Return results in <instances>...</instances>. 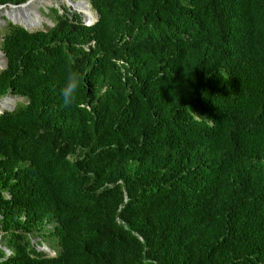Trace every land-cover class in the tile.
<instances>
[{"label": "trees", "instance_id": "trees-1", "mask_svg": "<svg viewBox=\"0 0 264 264\" xmlns=\"http://www.w3.org/2000/svg\"><path fill=\"white\" fill-rule=\"evenodd\" d=\"M89 2L1 32L0 264H264V0Z\"/></svg>", "mask_w": 264, "mask_h": 264}, {"label": "clouds", "instance_id": "clouds-1", "mask_svg": "<svg viewBox=\"0 0 264 264\" xmlns=\"http://www.w3.org/2000/svg\"><path fill=\"white\" fill-rule=\"evenodd\" d=\"M41 1L42 3H44L45 0H39ZM76 1V0H75ZM62 2L65 3V7L71 11V12H74V13H70L68 11H62L63 10V6H59L61 8V11L62 12H59L58 13V8L57 7H51V9L49 10L51 12V25L45 29L43 28H39L40 26H42L43 22H41L40 26L38 27H34V28H29L28 24L27 23H21V24H17V23H13L6 11L7 9L5 10V15L7 16V19L5 15H0L2 19H4L6 22H10L12 24H16V25H19L21 27H23L25 30L29 31V32H32V31H37V30H46L50 27H52L56 22L57 20L60 18V19H68V20H72V19H79L80 22L85 25V26H91L92 24H94V22L97 20V13L95 12V10L92 8L89 0H86V3H87V6L88 8L90 9V12L94 15V18L89 22V21H84L83 19V16L80 12L78 11H75L74 9H72V7H69L66 5L67 3V0H62ZM28 3H32L33 7H34V10L40 15V17L42 18L43 16L39 13V11L36 9V5H35V0H23L22 2L20 3H16V4H12V3H4V4H0V7H4V6H7V7H12V9L15 10V8L18 7V9H20L19 7L24 5V4H28ZM58 10V11H57ZM4 11V10H3ZM57 18V19H56ZM23 24H26L27 27H25ZM1 41V40H0ZM93 47L94 46V40H90L87 44H85L84 48L86 50H88V47ZM2 56H3V53L2 51L0 50ZM4 57V56H3ZM114 63L120 68L121 71H123V68H122V65L125 64V60L121 59V58H118V59H113ZM4 63H5V59H4ZM4 66V65H3ZM80 86V78H79V73L78 72H70L66 78V82H65V86L64 88L61 90V94H62V97H63V102L65 104L66 107H70L72 106L74 103H75V97H76V92L78 90ZM11 94H6L4 95L3 97L0 98V101L1 100H5L6 101V104H3V103H0V112L4 111V110H11L14 105L19 102L16 100L14 101L13 99H11V97L9 96ZM12 98H21L23 99V101H21L20 103H24L25 102V99L19 95H11ZM42 250V249H41ZM48 251V250H46Z\"/></svg>", "mask_w": 264, "mask_h": 264}, {"label": "rangeland", "instance_id": "rangeland-1", "mask_svg": "<svg viewBox=\"0 0 264 264\" xmlns=\"http://www.w3.org/2000/svg\"><path fill=\"white\" fill-rule=\"evenodd\" d=\"M59 1V2H58ZM77 2L79 1V0H76ZM84 3H85V5H87V3H86V0L84 1ZM29 4H31V9H29V13H31L32 15H34V13L36 12L35 10H34V7H33V5H32V3H29ZM28 4V5H29ZM35 5H36V9L39 11V13L43 16L42 18L40 17V15L36 12V14H38V16L40 17V19H41V21L43 22V24H42V26H40L39 28H43V29H45V28H47V27H49L52 23H51V12L49 11L50 9H51V7H57L58 8V13L59 12H62V11H68V12H70V13H74V12H71V11H69L66 7H65V3L64 2H62V0L60 1V0H45L44 1V3H42L41 1H39V0H35ZM59 6H63V10L61 11V8L59 7ZM29 8V7H28ZM7 9V11H6V13L7 12H12V11H14V9H12V7H7V6H4V7H0V15H5V10ZM4 10V11H3ZM90 10V9H89ZM20 11V10H19ZM19 14V12H17V15ZM12 15H14V14H12ZM20 15V14H19ZM23 15H26V14H23ZM6 16V15H5ZM6 18H7V16H6ZM8 19V18H7ZM10 19V18H9ZM8 19V20H9ZM11 20V19H10ZM7 24V22L4 20V19H2L1 18V16H0V40H1V35H2V31L4 30V26ZM25 27H27V25L26 24H23ZM0 55H1V62H0V69L3 67V65H4V57L2 56V54H1V52H0ZM10 97H11V99H13L14 101L16 100V102L17 101H19V102H21V101H23V99H21V98H12V96L11 95H9ZM3 101V100H2ZM1 102V101H0ZM18 102V103H19ZM0 110H1V108H0ZM40 249H42V250H47L46 249V245L45 244H43V245H40V247H39Z\"/></svg>", "mask_w": 264, "mask_h": 264}, {"label": "bare ground", "instance_id": "bare-ground-1", "mask_svg": "<svg viewBox=\"0 0 264 264\" xmlns=\"http://www.w3.org/2000/svg\"><path fill=\"white\" fill-rule=\"evenodd\" d=\"M84 1L85 0H79L78 2L75 0H67L66 5L69 7H72V9H74L75 11L80 12L83 16L84 21L90 22L94 18V15L90 12L88 6L85 5ZM28 4H24V5L20 6L19 7L20 9H18V7H17V8H15L14 11L7 12V15L13 23H17V24L27 23L29 28L38 27V26H40L42 21H41L40 17L38 16V14H36V12L34 13V15L29 13V9H31V4H29V5ZM17 12H19L20 15L19 14L17 15ZM12 14H14V15H12ZM23 14H26V15H23ZM0 62H1V55H0ZM0 103L6 104V101L1 100Z\"/></svg>", "mask_w": 264, "mask_h": 264}]
</instances>
